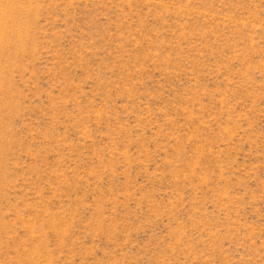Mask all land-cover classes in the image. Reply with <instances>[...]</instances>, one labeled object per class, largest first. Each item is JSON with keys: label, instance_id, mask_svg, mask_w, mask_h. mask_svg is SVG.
I'll use <instances>...</instances> for the list:
<instances>
[{"label": "rangeland", "instance_id": "rangeland-1", "mask_svg": "<svg viewBox=\"0 0 264 264\" xmlns=\"http://www.w3.org/2000/svg\"><path fill=\"white\" fill-rule=\"evenodd\" d=\"M0 264H264V0H0Z\"/></svg>", "mask_w": 264, "mask_h": 264}]
</instances>
